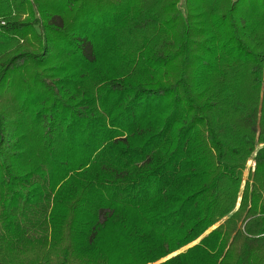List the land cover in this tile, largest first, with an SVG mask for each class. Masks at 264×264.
I'll return each instance as SVG.
<instances>
[{"label": "trees", "instance_id": "trees-1", "mask_svg": "<svg viewBox=\"0 0 264 264\" xmlns=\"http://www.w3.org/2000/svg\"><path fill=\"white\" fill-rule=\"evenodd\" d=\"M0 264H264V0H0Z\"/></svg>", "mask_w": 264, "mask_h": 264}, {"label": "rangeland", "instance_id": "rangeland-1", "mask_svg": "<svg viewBox=\"0 0 264 264\" xmlns=\"http://www.w3.org/2000/svg\"><path fill=\"white\" fill-rule=\"evenodd\" d=\"M247 166H248V167L250 166V162L247 163ZM246 172H247V169L245 170V173H244V174H246ZM199 239H200V238H199ZM199 239H197L195 242L191 243L190 245L184 247L183 249H181V250H179V251H177V252H174L173 254L175 255L176 253H178V252L184 250L185 248H187V247H189V246H191V245H194L195 243H197V242L199 241ZM173 254H171V255H173Z\"/></svg>", "mask_w": 264, "mask_h": 264}, {"label": "water", "instance_id": "water-1", "mask_svg": "<svg viewBox=\"0 0 264 264\" xmlns=\"http://www.w3.org/2000/svg\"><path fill=\"white\" fill-rule=\"evenodd\" d=\"M173 255H174V254H173ZM170 256H172V255H170ZM170 256H168V257H170ZM168 257H167V258H168ZM163 260H164V259H162V260H160V261H163ZM160 261H159V262H160ZM157 263H158V262H157Z\"/></svg>", "mask_w": 264, "mask_h": 264}]
</instances>
